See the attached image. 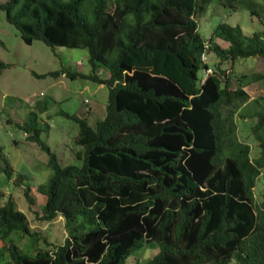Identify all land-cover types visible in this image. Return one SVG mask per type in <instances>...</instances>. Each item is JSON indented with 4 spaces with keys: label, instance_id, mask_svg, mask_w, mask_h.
Listing matches in <instances>:
<instances>
[{
    "label": "trees",
    "instance_id": "obj_1",
    "mask_svg": "<svg viewBox=\"0 0 264 264\" xmlns=\"http://www.w3.org/2000/svg\"><path fill=\"white\" fill-rule=\"evenodd\" d=\"M215 1L264 14L259 0L0 2L26 44L88 50L89 73L51 75L83 77L109 90L106 116L95 126L63 112L79 127L81 166L60 162L35 110L20 125L53 170L38 187L47 196L38 217L63 216L68 237L50 250L23 251L13 234L39 240L40 233L10 197L0 204V264H124L152 244L159 252L146 264H264V191L256 194L264 176V103L258 100L250 115L260 147L253 158L237 123L239 115L248 117L247 75L234 84L222 63L212 68L203 60L214 52L234 68L239 58L264 57V30L247 35L240 25L220 23L205 41L197 16ZM7 66L0 59V72ZM208 68L213 73L204 79ZM25 195L33 205L29 187Z\"/></svg>",
    "mask_w": 264,
    "mask_h": 264
},
{
    "label": "rangeland",
    "instance_id": "obj_2",
    "mask_svg": "<svg viewBox=\"0 0 264 264\" xmlns=\"http://www.w3.org/2000/svg\"><path fill=\"white\" fill-rule=\"evenodd\" d=\"M259 1L264 4V0ZM197 21L199 34L205 41L210 40L220 23L240 25L247 35L264 30V14L259 17L248 9H236L216 1L210 4L206 12L197 16ZM215 40L226 44L221 38ZM0 59L8 64L0 72V204H5L12 197L16 207L27 215L31 230L40 233L39 240L31 236L21 238L20 232L13 234L23 251L35 253L38 249L50 250L55 244H63L68 237L66 219L61 215L52 221H43L38 217L47 199L38 187L47 182L53 170L48 166L47 152L36 142L29 141L28 133L20 125L35 110L39 115L40 127L44 130L42 138L58 155L60 162L63 165L81 166L83 161L75 153L79 127L63 112L87 115L89 122L95 124L106 116L109 90L105 85L83 77L71 79L64 73L51 75L62 70L89 73L88 50L50 47L41 40L26 44L18 29L7 21L4 11H0ZM205 61L212 68L218 62L222 63L221 67L230 72L234 84L239 76L247 75L245 89L251 98L242 110L247 112L248 117H237L238 135L241 141L251 145L252 157H257L260 147L252 133L257 120L250 115L258 109L255 104L258 100L264 103V80L252 79L264 74V57L239 58L234 68L230 61H220L214 52H208ZM101 73L107 78L111 75L106 69ZM86 99L90 101L88 110L84 106ZM3 158L13 168L11 176L4 171ZM26 187H29L30 195L34 198L33 205L25 195ZM263 191L264 176H261L256 187L257 196L260 197ZM158 252L157 245H148L133 251L124 264H146Z\"/></svg>",
    "mask_w": 264,
    "mask_h": 264
},
{
    "label": "built area",
    "instance_id": "obj_3",
    "mask_svg": "<svg viewBox=\"0 0 264 264\" xmlns=\"http://www.w3.org/2000/svg\"><path fill=\"white\" fill-rule=\"evenodd\" d=\"M205 59H206V54L204 53L203 54V60L205 61ZM209 73H213V71H212V69L211 68H208V69H206L205 71H204V79L207 77V75L209 74ZM42 95H44L43 93H42ZM89 100L88 99H86L85 101H84V103L85 104H89Z\"/></svg>",
    "mask_w": 264,
    "mask_h": 264
},
{
    "label": "crops",
    "instance_id": "obj_4",
    "mask_svg": "<svg viewBox=\"0 0 264 264\" xmlns=\"http://www.w3.org/2000/svg\"><path fill=\"white\" fill-rule=\"evenodd\" d=\"M102 86V85H101ZM85 101V100H84ZM84 106L86 107V109L88 108V106L84 103ZM88 110V109H87ZM83 117H86L87 118V120H88V122H89V119H88V117H87V115H84ZM90 123V122H89ZM96 123H97V121L95 122V124H93V123H90V125H92V126H95L96 125Z\"/></svg>",
    "mask_w": 264,
    "mask_h": 264
},
{
    "label": "clouds",
    "instance_id": "obj_5",
    "mask_svg": "<svg viewBox=\"0 0 264 264\" xmlns=\"http://www.w3.org/2000/svg\"><path fill=\"white\" fill-rule=\"evenodd\" d=\"M86 105H88V106H89V104H86Z\"/></svg>",
    "mask_w": 264,
    "mask_h": 264
}]
</instances>
